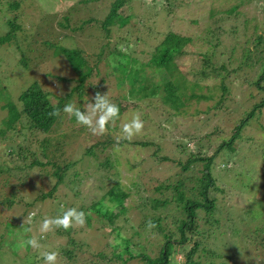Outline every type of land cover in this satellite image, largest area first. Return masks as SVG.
<instances>
[{
    "label": "rangeland",
    "instance_id": "374dc122",
    "mask_svg": "<svg viewBox=\"0 0 264 264\" xmlns=\"http://www.w3.org/2000/svg\"><path fill=\"white\" fill-rule=\"evenodd\" d=\"M112 1L0 0V35L8 30L7 19L13 18L18 26L13 36L0 45V127L6 112L2 104L10 99L19 109L16 96L33 81L48 92L53 104L57 97H64L61 115L48 131L34 133L23 129V132L19 125L24 121H18L14 127L23 135L14 134L10 141L7 136H0V264H44L41 259L44 251H57L58 264L98 263L97 251L104 241H112L113 235L106 228L105 219L91 212L95 205L90 203L101 197L114 177H119V183L128 192L129 205L137 203L143 189L150 198L168 200L155 209L147 202L145 208L146 222L150 217L158 220L155 228L144 232L148 238L144 243L149 245L150 241L155 247L156 242L159 247L162 235L175 229L184 216L182 208L172 201L171 190L161 186L150 191L151 188L172 183L177 176L192 185L201 174L198 166L193 165L185 170L178 164L167 168L171 161L183 163L187 158V153L181 152V143L190 149L189 144L194 148V142L199 140L200 155H210L221 139L231 134L233 122L264 96L263 90L251 81L258 63L264 59L258 57L255 48L264 51V42L255 48L248 41L244 43L250 35L263 33V0H168V8L166 0H130L119 11L124 17L121 23L109 26L106 32L100 23ZM15 2L17 8L10 9ZM243 27L247 28L242 36L233 39L231 34L237 35ZM167 31L190 38L185 54L170 61V80L179 81L172 90L177 98L169 102L159 98L162 94L158 89L154 96L144 99L127 82L118 63L126 64L134 57L144 73H149L143 75L144 83L149 84L151 77L156 80V74L147 65L153 46ZM215 37L220 42L215 51L233 42H237V49L229 58L216 54L206 65L199 55L209 50L208 40L215 42ZM60 46L79 49L90 68L78 86L80 91L74 88L79 74L58 50ZM245 46L250 52L243 54ZM243 55L248 56L247 61L239 64ZM221 64L225 69L219 68ZM236 66L242 69L234 70ZM194 80L201 85L197 93L205 98L191 95L194 90L190 91L189 84ZM221 85L226 87L224 92ZM97 91L108 93L120 108L119 119L109 125L104 135H93L78 125L75 117L62 111L67 103L83 110L85 102H90ZM170 102L175 103L173 107ZM136 113L144 121V129L131 141L123 139V123ZM213 126L219 131L214 129L210 134ZM135 141L158 143L160 149L156 154L165 155L168 160L157 166L151 164L148 157L153 158L150 155L154 146L142 147ZM17 144L27 148L25 158L18 153ZM231 145L232 151H225L213 163L216 181L223 189L217 195L221 198L219 206L227 211L219 218L222 227L208 238L200 233L202 227H207L201 212L194 218L199 233L194 232L192 238L199 240L204 248L201 253L198 246L191 257L198 264H264V105L254 109L253 116L241 127ZM32 158L38 162L29 165ZM103 160L104 167L100 166ZM56 166L61 168L63 176L55 185ZM190 174L192 178L188 181ZM54 185L49 197L40 195ZM102 202L109 205L105 197ZM88 206L90 210L85 211ZM71 207L86 214L83 227L67 232L62 228L46 234L40 232L44 217H56ZM255 208L262 213L261 217L247 219L245 211ZM126 214L127 220L119 218L114 224L124 234L130 232L131 224L140 220L134 210L127 209ZM224 226H228L226 235L215 236ZM31 237L39 241L40 249L26 245ZM105 248L110 250L109 246L102 250ZM181 257L180 253L175 258Z\"/></svg>",
    "mask_w": 264,
    "mask_h": 264
},
{
    "label": "trees",
    "instance_id": "16d2710c",
    "mask_svg": "<svg viewBox=\"0 0 264 264\" xmlns=\"http://www.w3.org/2000/svg\"><path fill=\"white\" fill-rule=\"evenodd\" d=\"M129 1L130 0H113L109 4L108 11L104 15L100 23L101 27L104 28L106 32L108 31L109 26L121 23L124 17L119 11L122 6ZM166 1L168 4H166L167 6L165 7L168 8L170 3L168 2V0ZM262 4H264V0ZM16 8L17 3L15 2V4L10 7V9ZM88 20L92 19H87V21ZM6 23L8 25V30L0 35V45L5 44V42H7L13 36L18 27L17 24H15L13 18L7 19ZM61 25L64 26V23ZM246 28L247 27H243L241 29V32H238L237 35H235L236 32H234V34H231L234 35L233 39L242 36L241 33ZM209 34L211 38L212 32H209ZM255 34L256 35L253 34V36L250 35V37L246 38L244 40V43L248 41V43L251 44L254 48L259 47L261 43L264 42V29L263 33ZM189 40L190 38L187 35L175 33L173 31H167L163 34L161 39H159L153 46V52L151 53L150 60L147 65L149 67V70H151V72L153 74H156L157 76L156 80H153V78L151 77L149 79V84L144 83L143 77L144 74L145 76H148L149 73H144V68L139 63L137 64L134 57H131V61L126 62V64L118 63L119 68L121 67L123 69L121 70L124 71L122 75L128 79L127 82L132 88H134L135 92L137 91L138 93H141L142 98L145 99L148 97H152L154 96V94H156V92H158V89H160L162 95L159 98L167 100L168 102L172 100L174 101L177 97L176 94L172 92V90L179 81L170 80L169 74L171 75L170 69L172 67L170 61L174 60L178 56H181L182 54H185L184 49L186 48V44H188ZM214 40L215 42H211V39L208 40L209 50H205L201 55L198 54L199 56H201L200 58L202 63L206 65L208 64V62L215 59L216 54H219L221 57L225 56L229 58L230 53L237 49V42H233L229 46H223L220 50L215 51V48L220 45V42L217 37H215ZM246 47L247 46H245L244 48L242 47L243 54H245L246 52L248 53L249 51ZM255 49L257 50V53L259 55L258 57L264 58L263 49L261 47H259V49ZM58 50L68 59L71 67L78 72V83L74 86V88H77V90L80 91L78 89V86L82 84L90 69L88 68V66H86L84 58L81 57V51L76 48L68 49L61 46L58 47ZM118 53L123 54L120 51H117V54ZM247 57L248 56L243 55V59L239 64H241L242 62L245 63L247 61ZM19 60L23 61V59L21 58ZM219 68L225 69L222 64ZM241 69L242 66H236L234 70ZM201 72L204 73L203 71ZM263 78L264 59L258 63L256 71L251 79L253 85L257 89H262L264 92V85H261V82L264 81ZM189 88L190 91L194 90L191 93L193 97L205 98V95L197 93L201 89V85L198 84V80L197 82L196 80L191 82L189 84ZM220 89L224 92L226 90L225 85H221ZM6 100L7 101H5L1 106L2 109L5 107L6 112L1 119L0 136H7V139L10 141L14 134L18 136L19 134L23 135L21 132H17V128L14 127V123L18 121L25 122H23V124L20 123L19 125L22 130H34V133L37 131H48L52 123L57 118L49 117L48 113L52 111L54 107L61 110L64 97H57L56 103L53 104L49 100L48 92L43 90L37 82L33 81L17 94L16 100L20 107H18L19 109H17L16 105L14 104L15 102H11L10 99ZM220 102H223V98L220 99ZM169 104L173 107L175 103L170 102ZM263 105L264 96L258 103L253 104L248 110H246L242 116H239V119L233 122L231 134L227 139H224L223 137L210 155H207L206 153H202V155H200L202 150H200L201 146L199 145V140L197 142H194L195 145L193 149H188L187 147H185L184 143H181V152H186L188 155L187 158L183 163L175 160L171 161L170 159L169 162L171 161V164L170 166H167V168H170L171 166L174 167V164H178L181 169L185 170L189 168L190 165H193L198 166L197 169L201 174L196 178V180H194L192 185H188L186 182H183V177L177 176V178L172 183L168 182L165 185L161 184L158 186L154 185L152 188L150 187V191H153L154 189L159 190L161 186L162 188H164V190H171L172 201L175 202L176 206L182 208L184 216V218H181V221H179V223L175 225V229L170 231L168 230L164 234V236L162 235V238L159 241V247L157 245L158 243L156 244V242L155 247H152L153 244L150 241L149 245L144 243V241L148 240L147 236L144 235V232L146 230H152L147 227V222L145 221V215L148 212L145 208L147 202L149 203L148 206L151 209H155L156 207H158V205H165L168 200L166 198H150L147 195L149 193H146L145 189H143L141 194H139L138 198L136 199L137 203L129 205L126 202L128 192L124 191L123 185L119 183V177H114V182L101 195V197L98 200L90 203V205H95L93 211L91 212H93L96 216L100 214V216L105 219V226L106 228H109V232H111L113 235L111 236L112 241H104L102 243V248L97 251L98 263L94 261V264H101L102 262H104V264H198L196 261L191 260V257L193 256L195 250L199 248L198 246H200L201 244L199 240H197L196 238H192V234H194V232L195 234L199 233L196 226L197 224L194 219L195 216L199 217V213L201 212L202 220L204 224L207 225V227H202L200 229V233L210 238L218 228L222 227L219 224V218L221 219L222 216L225 215L224 212H227L226 210L222 211L223 209L221 208V206H219V203H221V198H218L217 195L219 192H223V189L219 187V184L216 181L217 178L214 175L215 168L213 167V163L216 162V158L218 159L219 157H222L225 151H232L231 144L239 136L241 127L245 125L248 119L253 116L254 109H259ZM7 129H11V131L8 132L6 131ZM214 129H216L217 132L219 131L216 126H213L210 134H213V132H215ZM197 138L199 139L200 137ZM134 143L142 147L145 145L154 146V150L150 155L153 158L148 157L152 160L151 164H155L157 166L158 163L166 162L168 160V157H166L165 155L156 154L160 149L158 143L150 142L147 144L145 141H135ZM20 144L16 145L17 151L18 153L20 152V154H22L21 158H25L27 148L23 147ZM154 156L157 160L154 159ZM139 161H141V159H139ZM37 162L38 161L35 158H32L29 165H33ZM105 163L106 161L103 160V162L100 163V166L104 167L106 165ZM69 165L70 163L68 165H64V167H68ZM151 167L153 166H150L149 168ZM53 174L56 177V185L61 181L63 176L61 168L56 166ZM191 176L192 174L187 177L188 181L191 180ZM55 185L52 186V188L48 192L42 193L40 195H42V197H49L52 190L55 188ZM136 185L135 187L137 188ZM221 196L222 198H224L225 195L223 196L222 194ZM103 197L106 198V201L109 205H105L102 202ZM89 206L86 207L87 209L85 208V211L90 210ZM127 209L134 210L136 216L140 220L139 222L131 224L130 232L124 234L121 231L120 227L114 224L119 218L125 217V220L128 219V216L126 214ZM216 214L217 216H215ZM244 214L245 216L247 214L246 218L249 220L261 217L260 215H262V213L258 212L256 208L251 211L246 210ZM149 220L157 223L158 219L153 220L150 217ZM195 226L197 231L195 229ZM223 228L224 229L222 231H219L215 236H223L226 230H228V226H224ZM257 229L260 228L258 227ZM59 234L62 235L61 232H59ZM216 241L219 243V240L216 239ZM106 246H109V251L106 250V248L102 250ZM154 248H156V250H154ZM203 249L204 248L202 244L199 251L201 252ZM65 252L69 254V251L66 250ZM180 253L183 255V258L181 257V259H176V255ZM68 256L70 257L71 254H69ZM225 258L228 257L225 256Z\"/></svg>",
    "mask_w": 264,
    "mask_h": 264
},
{
    "label": "clouds",
    "instance_id": "9594fccd",
    "mask_svg": "<svg viewBox=\"0 0 264 264\" xmlns=\"http://www.w3.org/2000/svg\"><path fill=\"white\" fill-rule=\"evenodd\" d=\"M63 93V92H61ZM63 113L69 117H75L78 125L87 128L93 135H104L108 132L110 124H114L120 117V108L113 103L108 93L101 94L96 92L90 102H85L83 110L73 103H67L62 109ZM61 110L54 107L48 113L49 117H59ZM144 129V121L139 113L133 115L130 121L123 123L122 133L123 139L131 141L136 135L140 134ZM188 143L187 141H185ZM192 149L193 145L189 144ZM31 221V216L28 222ZM86 223V214L82 210L75 207L62 210L60 215L56 217H44L40 224V232L43 234L62 228L65 231L74 227H83ZM149 229L155 228L156 224L149 220L147 222ZM30 231V229H29ZM26 245L35 249H40L42 245L35 237H31L26 241ZM59 253L57 251H44L41 259L44 264H58Z\"/></svg>",
    "mask_w": 264,
    "mask_h": 264
}]
</instances>
